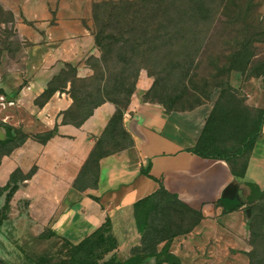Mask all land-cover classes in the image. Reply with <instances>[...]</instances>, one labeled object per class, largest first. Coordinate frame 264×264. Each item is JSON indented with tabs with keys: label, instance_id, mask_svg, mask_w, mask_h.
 Wrapping results in <instances>:
<instances>
[{
	"label": "crops",
	"instance_id": "obj_1",
	"mask_svg": "<svg viewBox=\"0 0 264 264\" xmlns=\"http://www.w3.org/2000/svg\"><path fill=\"white\" fill-rule=\"evenodd\" d=\"M104 1L108 0H0V6L12 13L16 38L23 45L14 58L18 63L3 64L0 70L1 95L14 102L13 106L0 110L1 120H8L9 125L26 134L31 128L34 134L56 128L46 143L29 138L1 158L0 175H6L4 185L16 168L21 173L24 171L22 159L26 161L32 154L35 171L30 179L24 180L29 184L32 203L50 206V210L59 206L53 221H40L44 227L75 244L108 217L117 242L115 255L121 262L140 244L134 203L161 186L201 214L191 232L174 238L170 244L169 252L178 264H234L229 254L239 256L248 247L245 206L250 189L247 184L264 191V124L243 178L234 177L224 161L190 153L188 150L196 144L217 95L190 110L166 111L158 102L143 101L138 85L121 121L131 146L99 160L95 188L79 191L73 187L115 106L108 102L98 106L87 120L75 127L62 123V112L72 105L66 92L69 84L64 92L55 91L42 106L34 102L48 83L66 70V65L76 69L77 77L88 75L85 62L98 56L92 9ZM22 81H26L24 87H20ZM245 93L246 104L255 109L264 108L262 88ZM21 148L25 149V156L21 155ZM10 158L16 159L17 165L3 168L5 159ZM20 192L19 186L11 201ZM235 205L239 208L226 212ZM68 207L69 212L61 214ZM239 261L248 264L243 258ZM145 263L154 264L155 260L148 258L142 264Z\"/></svg>",
	"mask_w": 264,
	"mask_h": 264
},
{
	"label": "rangeland",
	"instance_id": "obj_2",
	"mask_svg": "<svg viewBox=\"0 0 264 264\" xmlns=\"http://www.w3.org/2000/svg\"><path fill=\"white\" fill-rule=\"evenodd\" d=\"M120 1L132 0H108L94 5L92 20L94 31L103 27L101 36L106 38L102 41L104 54L105 58L111 60L113 72L118 74L126 67L130 68L129 74L135 70L138 72L132 95L139 85L145 102H165L168 105L172 101L175 109H189L206 98L204 102H208L211 96L217 95L218 99L219 95L226 97L231 92L249 108L252 116L255 114L256 109L246 104L245 91L262 88L259 74L264 69V0H165L162 14L159 10L156 15L151 11L136 17H129L126 9H111L112 3ZM169 17L174 20L170 26L176 28L177 33L171 31L166 38L150 40L141 47L135 46V43L142 41L143 29L149 26L148 31L162 30L160 26H167ZM160 18L156 24L154 20ZM190 27L195 33L189 32ZM111 35H114V42L107 39ZM16 37L12 13L0 6V70L3 64L18 63L14 58L23 45ZM96 52L98 56H93V59L99 58L102 51ZM125 60L129 62L126 64ZM85 65L89 76L86 79L90 80L92 70L98 69L99 64L86 61ZM70 70L67 72L63 69L66 74L61 75V79L69 76ZM219 83L223 84L222 88L217 86ZM25 85L26 81H22L20 87ZM95 86V80L82 84L79 98L84 90L95 95L91 92ZM3 109L0 107V110ZM76 112L77 109L73 110L67 120L78 121L79 117L74 115ZM0 121L8 124V120H1V113ZM14 134L17 138L18 133ZM27 134L33 135L34 129H28ZM3 137L0 128V138ZM105 148H114V143L106 142ZM20 150L21 155L25 156V149ZM31 151L29 147L28 152ZM31 156L26 161L22 159L21 163L25 166L22 175H26L34 166ZM244 161L239 160L238 166H242ZM4 162L3 168L17 165L14 158L5 159ZM88 167L91 174L95 175L94 165ZM5 177V173L0 175L1 186L6 181ZM18 185L21 192L11 201L7 218L0 226V260L4 264H33L37 258L45 256L50 257L52 262L56 261V252L63 244L62 237L41 239L39 235L46 234V227L40 221H53L59 213V206L55 205L50 210V206L34 205L31 190H28L29 184L22 181ZM3 202L4 195L0 197V208ZM69 207L61 214L69 212ZM250 208L252 212L248 209L250 214L247 215V252L239 253V256L236 253L229 254L234 264H241V258L243 261L248 260L249 264L248 253L252 247L257 248L259 254L264 250V196L251 204ZM191 222L190 217L183 227ZM251 224L253 232L259 235L253 243L249 230Z\"/></svg>",
	"mask_w": 264,
	"mask_h": 264
},
{
	"label": "trees",
	"instance_id": "obj_3",
	"mask_svg": "<svg viewBox=\"0 0 264 264\" xmlns=\"http://www.w3.org/2000/svg\"><path fill=\"white\" fill-rule=\"evenodd\" d=\"M156 1L157 0L120 1L112 3L111 9L113 11L116 9H126L129 17H136L151 11L156 15L159 13V10L162 14L165 0ZM156 6H158V9H156ZM160 20L161 18L155 19L154 21H157L156 24H158ZM173 21L174 20L169 17L168 20H166L168 25L163 28L160 26L162 30L155 29L153 31H148L149 26H147L146 29L142 30L143 36L141 38V43H135V46L141 47L150 40L156 41L166 38L170 36V33H172L171 31L177 33V29L170 26ZM191 30L192 28L190 27L189 32L195 33L194 29ZM102 32L103 27L100 26L97 31H94L93 36L96 50L102 51L99 58L93 59L92 56L87 60V62L94 61L97 65L99 64L98 69L92 70L90 75L92 78L87 80L86 78L89 76L77 77L76 69L66 65L65 71L67 72L70 70V67L73 68L70 70L71 74L65 79H61V75L66 74L62 70L58 76L54 77L48 83L44 92L34 102L37 106H42L55 91L64 92L69 84V89L66 92L72 99V105L66 111L62 112V123L71 124L75 127H79L87 120L98 106L106 102L115 106L114 114L109 119L102 135L96 140L94 149L73 183V187L79 191L96 187L98 180V162L101 158L114 151L130 147L132 144L130 137L121 126V121L123 111L130 103V97L134 90V81L138 72L135 70L132 74H129V67L124 68L118 74L113 72L111 60L105 58L102 41L106 38H102ZM107 39L114 42L115 38L114 35H111L108 36ZM124 41H126V43L129 42L128 40ZM133 51L136 52L135 48ZM125 62L127 64L129 60H125ZM259 76L262 78V90L264 91V69ZM128 79H130L129 82ZM91 80L96 81V86L91 91L95 93V95L89 94V92L87 93L84 90L81 98H79V94L82 93L83 89L79 87ZM217 86L222 88L223 84L219 83ZM207 99L208 98L205 100ZM204 101L197 102L195 107L204 104ZM158 103L162 104L166 111H183L195 108L175 109L172 101H170L168 105H166L165 102ZM75 109H77V112L74 115L79 117V120L75 122L68 121L67 118ZM263 124L264 108L256 109L255 114L252 116L249 108L243 104V102L235 98L231 92H229V95L226 97L224 95H219V98L214 103L204 122L196 144L188 151L201 158L224 161L234 177L243 178L248 158L262 131ZM0 128L4 133V138L0 140V160L3 156H8L15 148L21 146L28 138L44 144L52 138L54 132H56V128H54L44 133L28 135L20 129L14 128L1 121ZM15 132L18 133L17 138L15 137ZM106 142L114 143V148L106 149ZM241 159H245V161L242 166H238V161ZM89 165H94L96 171L95 175H92L89 171ZM34 171L35 168L32 167L26 175H22L20 169L16 168L9 175L6 184L0 187V197L4 194V202L0 208V226L7 218L10 209V201L18 189V183L30 179ZM247 186L250 189V193L246 203V209L252 212V208H250L251 204L259 201V199L264 196V191H260V189L252 183H248ZM238 208L239 205H235L226 212H231ZM133 216L136 229L140 235V244L130 250V256L125 261H119L114 254L117 248V242L112 234L110 219L106 217L99 228L81 239L78 243L74 244L62 238L63 244L56 252L58 256L56 261L52 262L50 257L41 256L32 263L141 264L145 259L154 258V264H178L177 259L169 252L172 240L178 236L186 235L191 232L201 219L200 212L190 209L182 203L176 195L169 193L161 186L151 195L134 203ZM190 217L192 222L183 227V224L186 223ZM251 226L252 224L249 226V230L252 239L251 242L253 243L259 238V235L253 232ZM55 236H57L55 233L46 229V234H40L39 238L48 239ZM248 258L249 264H264V250L259 254L257 248L252 247V250L248 253ZM0 264L4 263L0 260Z\"/></svg>",
	"mask_w": 264,
	"mask_h": 264
},
{
	"label": "built area",
	"instance_id": "obj_4",
	"mask_svg": "<svg viewBox=\"0 0 264 264\" xmlns=\"http://www.w3.org/2000/svg\"><path fill=\"white\" fill-rule=\"evenodd\" d=\"M26 88L29 89L28 87H26ZM13 105H14L13 101L6 100L3 95H0V107L6 108V107L13 106Z\"/></svg>",
	"mask_w": 264,
	"mask_h": 264
},
{
	"label": "water",
	"instance_id": "obj_5",
	"mask_svg": "<svg viewBox=\"0 0 264 264\" xmlns=\"http://www.w3.org/2000/svg\"><path fill=\"white\" fill-rule=\"evenodd\" d=\"M246 212H247V215H248L249 214V210L247 209Z\"/></svg>",
	"mask_w": 264,
	"mask_h": 264
}]
</instances>
